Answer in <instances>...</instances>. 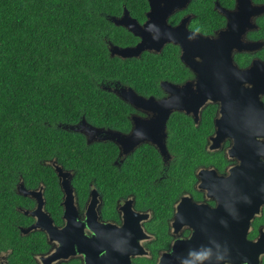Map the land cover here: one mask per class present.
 <instances>
[{
  "label": "trees",
  "instance_id": "obj_1",
  "mask_svg": "<svg viewBox=\"0 0 264 264\" xmlns=\"http://www.w3.org/2000/svg\"><path fill=\"white\" fill-rule=\"evenodd\" d=\"M214 2L191 1L192 29L209 33L222 25L223 17L214 10ZM220 2L231 6L234 0ZM124 6L141 16L148 2L0 0V238L19 217L15 203L25 200L14 192L20 175L26 185L34 186L33 179L39 174L46 179L53 200L49 207L60 203L56 172L41 162L44 158H57L67 168L97 177L106 185L104 195L108 198L117 194L115 183L123 181L139 203L153 206L159 217L165 215L163 219L169 216L177 197L191 189L198 168H220L221 156L213 155L206 146V137L214 128L211 105L204 109L198 126L185 114L171 116L168 143L175 158L169 167L153 147L147 146L126 159L122 171L117 172L112 164L115 146L87 144L81 133L58 125L75 123L85 116L92 124L115 126L114 108L128 103L102 86L121 79L136 89L155 93L159 77L165 75L161 61L179 60V52L171 44L164 56L148 52L140 58L110 56L107 36L113 37L112 31L129 33L110 19L122 13ZM185 11L177 12L172 20L177 21ZM260 26L259 36L264 38V19ZM25 239L22 249L28 248V253L30 246ZM21 260V264H28L25 253Z\"/></svg>",
  "mask_w": 264,
  "mask_h": 264
},
{
  "label": "flooded vegetation",
  "instance_id": "obj_2",
  "mask_svg": "<svg viewBox=\"0 0 264 264\" xmlns=\"http://www.w3.org/2000/svg\"><path fill=\"white\" fill-rule=\"evenodd\" d=\"M190 2L185 8H179L172 12L168 18V22L175 26L180 23L184 17L189 16L190 19L187 23L189 31H195L205 36H210L216 39V49H225L223 42L220 40V33L226 31L236 34L238 31H244L242 33L243 41L249 42L251 48L237 49L232 46L228 49L226 54V66L225 71L228 70L229 75H233L234 79L239 78L237 71H243L251 69L256 62L264 63V38L259 36L261 26L264 19V11L254 14L251 18V24L254 26L246 27L244 21V15L239 13L227 14L226 11H233L236 8V0L231 6L223 5L220 0H215L214 10L216 13L223 17V23L219 27H213L209 33H203L194 30L190 27L194 12L188 9ZM148 8L144 9L141 16L131 13L130 15L136 19L141 25L150 19L149 13L151 12L150 0H147ZM217 3L220 8H217ZM253 5H264L262 0H252ZM163 5V2H162ZM186 10V11H185ZM124 11V8H123ZM122 13L118 15H112L113 17H121ZM179 11H185L177 21H173L172 17ZM113 22V21H112ZM114 23V22H113ZM115 24V23H114ZM116 25V24H115ZM119 26V25H117ZM124 27V26H121ZM126 28V27H125ZM129 33L123 34L120 31H112L113 37L107 36V46L110 54L111 46L118 47H133L142 40V37L138 34H134L128 28ZM166 41L160 46H154L153 48L145 47L140 55L127 58H140L148 54L165 55V48L169 44L176 47L179 52V60L170 62L167 60L161 61V71L165 74L159 77L158 87L159 91L144 92L139 88H135L126 84L121 79H115L109 81L108 85L102 87L109 88L111 93H114L120 99L128 103L126 106L114 108L116 119L115 126L92 124L87 121L83 125H77L82 123V118L75 123L58 124L61 127L66 125L76 126L79 131L68 129L70 131L79 132L84 136L87 144L101 143L110 144L112 147L117 148V154L114 156L112 164L118 168L117 172H121L120 168L123 167V163L131 155L136 154L141 149L151 146L153 147L162 158V161L166 167H169L170 163L174 160L175 155L169 148V127L168 122L174 113H182L190 117L196 126L200 125L203 120L204 109L211 105L214 107L213 132L206 137V146L209 152H212L215 156H221L220 168L214 165H206L196 170V180L190 190H184L179 197L174 201L169 216L163 219L164 214L159 217L153 206H147L146 204L139 203L137 197L133 191H131L128 184L123 181L115 183V189L117 194H111L105 197L104 192L106 185H101L100 180L95 176H90L87 171L75 170L74 168H67L58 161L57 158H44L41 162L45 165L53 167L59 165L66 173V181L72 188V199H68L73 203L75 207V216L72 219L64 218L66 193L61 186L63 177H60L56 172L58 178V184L60 186L62 197L60 203L49 207L50 200L48 185L46 179H43L39 174L33 179L34 186L26 185V181L23 175L18 177L16 181L14 192L21 197H24V203H15V208L19 213V217L11 221L6 227L4 237L0 238V264H21V256L23 253L28 258V264H98L99 260H95L94 263L88 258L87 251L83 250H61L60 243L61 238L65 239L66 232L64 229L71 226L73 233L70 238L75 240L79 239L80 232H83L86 237H92L96 232L94 230V223L99 222L101 224H110L121 228L124 223L130 226L131 232L140 236L139 244L142 251L134 253L129 256L132 264H231L225 257V254H220L217 248L216 253L220 256L218 258H211L206 256L201 250L190 251L184 248L185 241H188L193 235V228L190 226V215L192 213L193 206H209L211 208L217 207V202L209 195V189L206 184L209 181H217L219 178H227L231 175V168L240 164V159L237 157V148L235 145L234 137L227 131V129L233 128H247L255 119L258 112L264 114V90L259 91L255 95L254 84L251 82L240 83L238 80L235 84V89L230 90L223 88L218 81L214 82V87H217L213 94H218L221 98L216 100H208L206 104L200 109L198 119H195L193 112L187 110H175L173 111L167 121V124L163 128L160 119L156 116L152 106L135 105L131 101L137 97H141V100L145 99L147 102L154 100H161L170 95L166 86H183L186 83H190L196 88L199 75L193 71V69L183 59L182 47L180 43H175L174 39L179 40L180 36H165ZM121 42V43H116ZM111 56V54H110ZM117 56V55H115ZM119 57V56H118ZM122 58V57H121ZM157 57H154L156 59ZM126 59V58H122ZM200 58H195V61H200ZM233 71H231V70ZM166 85H163V84ZM243 87V89L240 88ZM128 87L133 89L131 94L125 96L123 89ZM122 94V96L120 95ZM119 109V110H118ZM120 111L121 115H117ZM222 121V122H220ZM221 123V128L226 132V135L221 140H215L213 137L217 135V130L220 128L218 124ZM133 137L131 138V136ZM151 135L156 140L152 141L145 137ZM256 142L264 145V138H259ZM165 144L166 153L162 154L158 144ZM253 148H257L256 145ZM260 150H258L259 152ZM264 161V156H260ZM204 169L203 171H201ZM213 171V172H211ZM88 177V178H83ZM163 178V176H161ZM127 183V182H126ZM28 191H34L36 195H25L21 192V189ZM87 190V192H85ZM13 201V200H12ZM9 200V202L12 203ZM181 204V208H180ZM184 205V206H183ZM61 209V211H60ZM40 210V213L35 215L32 211ZM28 212V213H27ZM178 221H177V220ZM8 221V219H7ZM175 222V226L173 223ZM36 223H40L39 227H34ZM23 237H26V245L30 246L29 252L23 250ZM53 237V238H52ZM248 241L260 242L264 244V205L261 206L260 211L255 213L253 218L250 219V224L247 232ZM178 241L180 248L178 250V257L172 260L170 252L173 244ZM164 242H168V245L164 246ZM27 246V247H28ZM221 250V249H220ZM244 261V260H243ZM115 263H119L120 260H113ZM254 264L253 258H248L245 262L240 264ZM258 264H264V248L261 250L258 258Z\"/></svg>",
  "mask_w": 264,
  "mask_h": 264
},
{
  "label": "water",
  "instance_id": "obj_3",
  "mask_svg": "<svg viewBox=\"0 0 264 264\" xmlns=\"http://www.w3.org/2000/svg\"><path fill=\"white\" fill-rule=\"evenodd\" d=\"M189 2L190 0H150L152 8L149 13L150 19L144 26H141L130 15L126 6H124L121 17L112 18L116 25L128 28L135 35H140L142 40L133 47L111 46V56L135 57L140 55L145 47L153 48L163 44L166 41L164 38H169L165 36H180L179 40L174 39L172 41L181 44L183 59L199 75L196 88L190 85L189 82L183 86H166L170 95L164 99H151L147 102L145 99L141 100V97L140 99L137 97L131 101L135 105L155 107L153 111L160 119L163 128L167 124L170 114L175 110L193 112L197 120L200 109L208 100L221 98L220 95L212 93L218 89L214 87L215 81H218L223 88L230 90L235 89L238 80L241 84L244 81L251 82L254 84L252 90L255 91V95L264 90V63L256 62L251 69L237 71L239 75L237 77L239 78L228 79L234 76L229 75L228 70L225 71V57L229 48L232 46L237 49L251 48V44L242 39L244 31H238L236 34L222 31L220 40L226 48L218 50L216 49V39L188 30L189 16L184 17L175 26L168 22V18L174 10L185 8ZM217 8H220L218 3ZM263 11L264 5H253L252 0H236L235 10L226 12L227 14L239 13L244 15V26L249 27L254 26L250 22L253 15ZM197 57L201 60L195 61ZM103 88L111 90V87ZM240 88L243 89L242 86ZM132 92L133 89L130 87L123 89L125 96ZM120 95L122 96V94ZM84 123H87V121L82 118V123L80 122L77 125H83ZM218 125L220 128L217 130V135L213 137L215 140H221L226 135V132L221 128V123ZM64 128L79 131L74 125H66ZM227 131L235 139L238 151L237 157L241 162L231 168L229 177L209 181L206 184L209 195L218 205L214 209L209 206H193L190 215V226L193 228V235L188 241H185L184 248L190 251L201 250L211 258L220 256L216 253L218 248L219 253L225 254L226 259L231 264H240L248 258H253L254 264H258L259 254L264 248V244L248 241L247 232L250 219L264 205V161L260 157L264 156V145L256 142L259 138H264V114L258 112L256 119L247 128L244 126L243 128L227 129ZM145 138L152 141L156 140L151 135ZM254 145H256V149L253 148ZM158 147L162 154L166 153L164 143H159ZM258 150L260 151L258 152ZM54 167L58 175L63 177L61 186L67 195V200L64 202V218L72 219L75 217L73 213L76 210L73 203L68 200L73 197L72 188L66 181V173L63 168L59 165H54ZM21 192L25 195H36L34 191H28L25 188L21 189ZM32 213L37 215L40 210L32 211ZM39 226L40 223H36L34 227ZM173 226H175V222ZM93 228L96 232L92 237H86L83 232H80L79 239L75 240L70 238L71 233H73L71 226L66 227L64 229V231H67L65 239H59L62 245L60 249L87 251L89 252L88 258L90 261L94 263L95 260H99L98 264H132L129 256L142 251L139 244L140 236L135 235L133 231L131 232L127 223L119 228L96 222ZM179 248L180 243L176 241L170 252L172 260L178 257ZM113 260H120V262L115 263Z\"/></svg>",
  "mask_w": 264,
  "mask_h": 264
},
{
  "label": "clouds",
  "instance_id": "obj_4",
  "mask_svg": "<svg viewBox=\"0 0 264 264\" xmlns=\"http://www.w3.org/2000/svg\"><path fill=\"white\" fill-rule=\"evenodd\" d=\"M111 19V18H110ZM119 26H121V25H119Z\"/></svg>",
  "mask_w": 264,
  "mask_h": 264
}]
</instances>
